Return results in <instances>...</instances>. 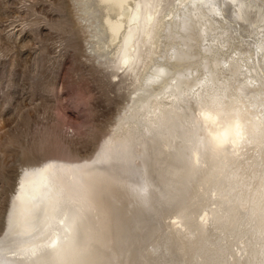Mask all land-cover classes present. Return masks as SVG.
Masks as SVG:
<instances>
[{"label": "bare ground", "instance_id": "obj_1", "mask_svg": "<svg viewBox=\"0 0 264 264\" xmlns=\"http://www.w3.org/2000/svg\"><path fill=\"white\" fill-rule=\"evenodd\" d=\"M257 1L264 4L75 0L94 32L90 51L127 80L139 78L93 158L52 160L22 174L0 264H127L125 255L147 242L155 244L148 264H264V6ZM232 19L258 39L228 60L220 55L235 36L226 26ZM138 176L149 183L133 184ZM225 188L231 193L218 201ZM234 208L248 210L230 220L225 213ZM183 217L194 225H178ZM167 228L181 243L174 233L161 236Z\"/></svg>", "mask_w": 264, "mask_h": 264}, {"label": "rangeland", "instance_id": "obj_2", "mask_svg": "<svg viewBox=\"0 0 264 264\" xmlns=\"http://www.w3.org/2000/svg\"><path fill=\"white\" fill-rule=\"evenodd\" d=\"M81 17L75 0H0V239L22 174L52 160L82 163L93 158L130 105L139 76L127 80L102 64L90 51L94 32ZM227 21L235 36L229 41L230 49H223L220 56L229 60L236 47L252 50L258 38L243 32L235 20ZM219 30L215 27L214 35ZM162 51L168 53L169 47ZM260 76L264 78V73ZM135 180L133 184L141 187L149 183L139 176ZM229 193L225 188L217 200ZM214 210L222 211L219 206ZM247 210L234 208L225 214L230 220L238 219ZM178 222L194 225V219L184 217ZM171 233L174 243H181L178 232L161 230L162 237L169 235L173 240ZM218 237L222 239L223 234ZM154 245L147 242L122 261L148 264L147 252ZM166 264H182V259Z\"/></svg>", "mask_w": 264, "mask_h": 264}]
</instances>
